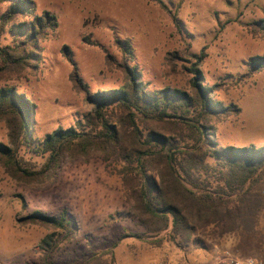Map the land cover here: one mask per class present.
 Listing matches in <instances>:
<instances>
[{"label":"rangeland","instance_id":"1","mask_svg":"<svg viewBox=\"0 0 264 264\" xmlns=\"http://www.w3.org/2000/svg\"><path fill=\"white\" fill-rule=\"evenodd\" d=\"M10 1L0 0L2 47L14 46L20 38L14 24L21 18L1 24ZM162 1L177 13L179 25L155 0H33L34 13L55 14L58 27L43 35L22 65H6L0 56V89L13 87L34 104L31 145H22L18 153L25 166L40 170L48 158L37 151L44 138L94 115L92 96L122 88L124 55L116 40L126 38L135 56L129 65L141 69V80L151 93L170 88L194 94L189 68L204 53L197 80L209 88L213 100L235 108L209 121L216 145L264 146V70L246 75L250 59L264 55V35L254 24L264 21V0ZM64 46L72 50L87 92L77 90L70 80L72 66ZM106 105L105 113L114 123L128 124L117 102ZM175 121L140 119L138 125L145 134L153 127L184 142L189 130ZM8 133V122L0 116V141L9 144ZM132 143L123 136L118 153L95 148L86 155L72 152L38 178L23 177L0 161V264H207L222 259L225 251L264 264V202L235 231L195 236L184 249L168 240L166 232L150 236L135 217L129 195L132 182L126 177L123 154L131 152ZM257 193L264 198V180ZM63 211L73 218L75 233L69 241L60 236L46 256L44 239L57 230L44 220H22L36 212L58 217ZM151 237L166 239L154 244Z\"/></svg>","mask_w":264,"mask_h":264},{"label":"trees","instance_id":"2","mask_svg":"<svg viewBox=\"0 0 264 264\" xmlns=\"http://www.w3.org/2000/svg\"><path fill=\"white\" fill-rule=\"evenodd\" d=\"M155 1L179 25L177 13L162 0ZM33 3V0H11L2 15V26L16 23L21 18L14 24L19 43L6 47L0 45V56L6 65L27 62L43 35L59 25L58 17L49 11L36 15ZM254 24L260 25L255 31L264 35V21ZM116 43L124 55L121 67L126 76L125 84L121 89L92 96L94 115H88L86 123L79 121L76 127L59 128L44 138L37 151L48 154V158L40 170L30 169L18 157L22 145H31L30 124L34 104L13 87L0 89V116L6 118L9 128V144L0 141V161L14 166L23 177L38 178L56 169L72 152L86 155L95 148L107 154L118 153L123 136H129L133 140V148L123 154V159L128 162L126 177L132 182L129 195L134 200L135 217L150 236L166 232L168 240L184 249L195 236L208 232L224 235L235 231L264 202L261 194L257 193L264 180V146L216 145L209 121L226 117L235 108L213 100L209 88L197 80L204 53L189 68L194 73V94L170 88L151 93L141 80V69L137 65H129V61L135 58L131 40L117 39ZM63 54L72 66L70 80L74 87L87 92L72 50L64 46ZM110 58L111 55L107 54L108 62ZM262 70L264 55H257L250 59L246 75L252 76ZM109 100L117 102L127 115L126 126L123 121L115 120L119 123L117 125L105 113ZM166 118L176 119V124L187 127L189 134L184 142L153 127L145 134L138 125L140 119L162 124ZM28 220H44L43 223L57 230L44 239L46 256L60 241V236L69 241L75 233L73 218L67 211L58 217L36 212L22 221ZM152 238L150 242L154 244H161L166 239ZM44 264L50 263L45 261Z\"/></svg>","mask_w":264,"mask_h":264},{"label":"built area","instance_id":"3","mask_svg":"<svg viewBox=\"0 0 264 264\" xmlns=\"http://www.w3.org/2000/svg\"><path fill=\"white\" fill-rule=\"evenodd\" d=\"M207 264H257V260L253 257H248V259L243 261L232 257L229 251H225V256L222 259L217 258Z\"/></svg>","mask_w":264,"mask_h":264}]
</instances>
